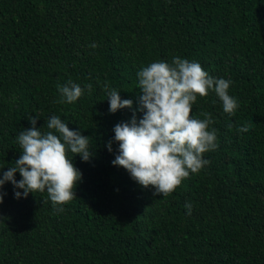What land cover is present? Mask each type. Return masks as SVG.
Segmentation results:
<instances>
[{
  "label": "trees",
  "instance_id": "1",
  "mask_svg": "<svg viewBox=\"0 0 264 264\" xmlns=\"http://www.w3.org/2000/svg\"><path fill=\"white\" fill-rule=\"evenodd\" d=\"M175 56L231 81L239 107L197 97L192 115L212 114L219 147L165 198L113 165L114 127L144 115L137 72ZM69 80L85 94L58 103ZM105 84L132 107L110 112ZM37 113L41 131L56 115L89 136L92 155L73 157L82 180L62 213L5 182L0 264H264V0H0V179Z\"/></svg>",
  "mask_w": 264,
  "mask_h": 264
},
{
  "label": "clouds",
  "instance_id": "2",
  "mask_svg": "<svg viewBox=\"0 0 264 264\" xmlns=\"http://www.w3.org/2000/svg\"><path fill=\"white\" fill-rule=\"evenodd\" d=\"M97 48L95 42L89 45ZM139 110L144 113L137 121L135 115L131 122L118 123L114 127V140L119 142V152L113 165L123 167L143 188L154 187L156 194L170 196L190 174H198L210 163L204 158L207 152L215 151L219 145L217 131L210 125L215 121L209 112H201L204 119L192 115L197 97H207L215 92L222 101L224 112L235 115L239 107L236 98L229 94L231 81L212 77L200 63L175 56L171 63L151 62L138 72ZM60 99L58 103H74L84 94L80 84L69 80L57 85ZM91 95L92 85L86 86ZM104 90L110 103L109 111L117 112L131 108L133 101L121 99L120 91L105 84ZM30 116L32 127L17 136L22 155L13 166L3 173L0 190L7 181L16 189V198H26L29 193H44L52 202L54 214L65 211L63 205L76 198L82 172L73 163L79 154L84 161L92 155L89 136L72 130L61 117H47V131L37 128V119ZM231 127V125H229ZM250 124L238 128L240 133L250 130ZM112 151V142H108ZM71 154V156L69 155ZM19 172L22 179H16ZM4 193L0 191V203ZM60 206V207H57ZM191 214V204H186Z\"/></svg>",
  "mask_w": 264,
  "mask_h": 264
}]
</instances>
